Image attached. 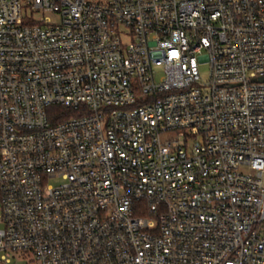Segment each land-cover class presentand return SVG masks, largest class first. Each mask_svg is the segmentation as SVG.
Here are the masks:
<instances>
[{
    "label": "built area",
    "instance_id": "built-area-1",
    "mask_svg": "<svg viewBox=\"0 0 264 264\" xmlns=\"http://www.w3.org/2000/svg\"><path fill=\"white\" fill-rule=\"evenodd\" d=\"M0 223V264H264V0H0Z\"/></svg>",
    "mask_w": 264,
    "mask_h": 264
},
{
    "label": "rangeland",
    "instance_id": "rangeland-1",
    "mask_svg": "<svg viewBox=\"0 0 264 264\" xmlns=\"http://www.w3.org/2000/svg\"><path fill=\"white\" fill-rule=\"evenodd\" d=\"M200 74L202 76V79L207 78L208 65L205 64L200 67ZM2 226H3L2 223H0V228H2ZM28 263H29L28 259H12L11 261V264H28Z\"/></svg>",
    "mask_w": 264,
    "mask_h": 264
}]
</instances>
